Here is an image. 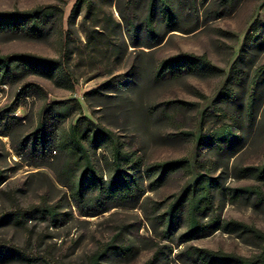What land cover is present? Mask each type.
Listing matches in <instances>:
<instances>
[{
    "label": "rangeland",
    "instance_id": "1",
    "mask_svg": "<svg viewBox=\"0 0 264 264\" xmlns=\"http://www.w3.org/2000/svg\"><path fill=\"white\" fill-rule=\"evenodd\" d=\"M76 1L0 0V11L39 4L63 11L62 19L48 21L56 29L38 37L0 33V56L60 58L73 83L29 74L0 84V122H25L20 136L35 128L48 102L74 100L144 165L184 160L188 166L162 183L143 175L136 205L84 215L50 167L30 165L12 139L0 135V247L18 248L37 262L0 264H197L196 247L260 251L259 240L222 224L235 219L264 231V179L242 173L264 163V0H237L226 8L222 0H155L152 10L150 0H90L70 18ZM163 1L172 4L173 23L160 14ZM182 52L205 55L213 70L173 68L155 77L163 60ZM31 82L42 93L26 91ZM97 156L104 160L101 149ZM199 178L211 183L209 202L194 214L199 231L184 241L187 207L169 233L162 214ZM38 206L57 208L56 221L41 216ZM10 212L18 222L4 221Z\"/></svg>",
    "mask_w": 264,
    "mask_h": 264
},
{
    "label": "trees",
    "instance_id": "2",
    "mask_svg": "<svg viewBox=\"0 0 264 264\" xmlns=\"http://www.w3.org/2000/svg\"><path fill=\"white\" fill-rule=\"evenodd\" d=\"M89 1L77 0L72 7L70 18L78 17L81 14L82 4ZM150 1L152 6L150 10H152L155 0ZM236 1L222 0L221 5L229 6ZM160 7L162 17L167 23H173L172 4L163 1ZM54 16L59 19L63 17V11L55 5L39 4L28 9L3 10L0 11V33H26L38 37L48 30L56 29L55 22H48ZM173 68H190L194 71L213 70L205 55L182 52L171 59L163 60L156 69L155 77L159 79ZM29 74L52 79L58 84L70 83L73 87L71 77L60 58L33 52H15L0 56V84L10 82L17 75L24 77ZM109 85L111 82L102 87ZM24 88L26 91L28 88L35 89L34 92L42 93L43 91L39 84L33 82L26 84ZM23 95L30 94L24 93ZM72 102L74 100L48 102L43 108L35 128L30 133L20 136L16 132L19 126L25 125V122L12 117L5 118L0 122V135L10 137L18 155L29 161L30 165L50 167L54 171L57 181L68 189L70 198L77 203L82 214H100L127 203L136 205L143 195V175L146 174L155 183H162L173 171L188 166L184 160L144 165L133 150L125 149L115 141L111 130L83 115L80 104L77 101ZM76 107L78 110L74 113ZM76 115H80L76 122L71 121L66 125L68 117L72 118ZM98 149L103 151L104 160H100L97 156ZM242 173L253 175L260 180L264 179V163L257 166H245ZM3 181L4 177L0 171V183ZM204 184V181L199 178L189 189L185 190L176 204L162 214L167 233L177 222V217L182 213V207L186 206L189 223L182 236L184 241L195 237L199 231V224L196 222L194 214L209 202L207 185L210 186L211 183ZM247 189L243 188V191H247ZM35 208L41 216L50 217L52 221H56L59 214L57 208L53 206ZM89 209L96 210L90 211ZM4 221L18 222L19 217L17 213L10 212L4 216ZM222 228L227 232L236 231L239 235L256 238L262 243L260 251L243 255L221 249L196 247L191 253L194 263L264 264V231L235 219L226 220L222 224ZM100 257L101 255L93 256V260L98 261ZM17 258L27 263H37L35 258L23 253L18 248L0 247V263ZM145 264H151V260Z\"/></svg>",
    "mask_w": 264,
    "mask_h": 264
}]
</instances>
